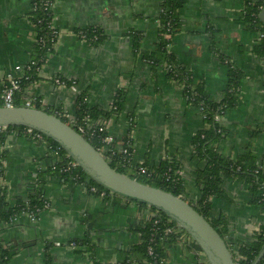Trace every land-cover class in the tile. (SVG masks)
<instances>
[{
	"label": "crops",
	"instance_id": "1",
	"mask_svg": "<svg viewBox=\"0 0 264 264\" xmlns=\"http://www.w3.org/2000/svg\"><path fill=\"white\" fill-rule=\"evenodd\" d=\"M248 0H183L169 50L189 75L191 87L219 102L237 80L235 104L221 116L217 152L236 159L251 152L264 166V61L256 54V34L243 19ZM264 1V0H250ZM35 0H0V82L23 74L34 51L31 16ZM161 0H54L53 18L60 35L38 69V79L21 96L40 106H58L68 119L77 94L89 88L87 103L110 107L117 89L125 90L120 113L107 121L115 140H131L133 159L158 165L165 157L180 163L187 200L201 195L199 172L205 160L195 153L192 137L206 127L199 104L186 96L180 80L165 65L144 59L160 37ZM97 29V41L80 31ZM138 36L137 42L133 36ZM19 66V69L17 68ZM63 77L72 86L59 85ZM32 102V103H33ZM0 144V192L10 205L27 200L37 187L49 206L34 219L30 212L0 222V245L10 250L9 264H137V228L149 208L121 196L102 198L53 174L54 162L44 142L11 131ZM225 195L212 198L211 215L228 224V238L249 241L264 223L249 185L233 174L222 176ZM89 237L92 249L70 246ZM161 264H207L185 235L166 248Z\"/></svg>",
	"mask_w": 264,
	"mask_h": 264
},
{
	"label": "trees",
	"instance_id": "2",
	"mask_svg": "<svg viewBox=\"0 0 264 264\" xmlns=\"http://www.w3.org/2000/svg\"><path fill=\"white\" fill-rule=\"evenodd\" d=\"M45 0H35L38 7L33 11L31 21L33 22L36 30V39L38 36H42L44 43L40 44L35 42L34 51L28 64L24 67L23 74L16 76L19 79V87L13 93V105L25 106L26 103L21 99V96L25 94L26 87L38 79V69L41 67L44 60L52 52L53 47L50 45V34L46 27V22L53 17V9H44L43 2ZM54 2V0H52ZM183 0H161L159 20L162 25L159 26L160 37L157 40L154 49L149 50L145 54L146 60L153 66L159 64L165 65L167 68V75L173 79L180 80L183 84L184 91L187 98L193 103H197L201 106L206 127L195 133L192 137V144L197 153L202 159L205 160V166L199 172V182L201 184V195L195 200H188L189 204L201 214L217 231V233L225 240L227 247L231 251V255L235 264H251L262 244L264 243V223L260 224L259 228L254 232L252 238L244 243H235L228 238V224L222 216H212L210 211L211 199L222 197L225 195L223 188L221 187V180L223 175L233 174L241 182L249 185L251 194V201L256 204H260L261 209L264 211V166H261L256 162L254 155L251 152H246L236 159L223 156L216 150V146L223 134V128L220 122L213 120V115L221 113L223 115L225 111L230 109L236 101V87L237 80L234 79V72H231L229 89L226 92L225 97L219 101L214 102L208 100L202 94H199L195 89L191 87L189 75H187L184 69L177 64L172 52L169 50L170 40L164 39L161 33L165 31V22L170 20L171 32L177 25V10L182 5ZM264 7V1H250L245 4L243 11V19L249 25V28L256 34V44L254 50L256 54L264 61V37H259V33L264 34V23L259 19V13ZM41 22H38V20ZM88 35L100 32L97 29H85ZM100 38V37H99ZM135 43L138 36H133ZM66 84L71 86L72 82L60 77ZM9 86L8 81L0 82V105H4L2 102V92ZM89 96V88L81 90L76 97V111L72 121L63 115L62 110L58 106L42 107L35 100L31 103V106L43 109L48 113L54 114L64 122L69 123L77 132H79V126L84 129V138L94 147L101 148L103 154L108 160L109 165L116 171L126 174L131 178L138 180L141 183L151 185L153 187L160 188L167 192H170L176 196L185 198L184 182L176 171L180 170L181 165L175 157H165L158 165L150 164L147 159L143 162H136L133 159L131 140L125 138L121 141L113 139L112 142L106 143L103 141L104 137L108 134L107 129L99 131L98 127L102 122L116 117L123 108L125 101V90L117 89L113 95L110 107L97 109L96 106H89L87 98ZM26 127L23 125H9L5 131L0 133V144L3 143L6 135L11 131H18L22 133ZM37 131L33 130V133ZM41 141L44 142L50 157L56 160V169H52L49 166V170L53 174L64 178L69 183L75 184L84 188L89 192V188L94 186L98 191H104L106 195L102 198H108L109 196H119L99 183L93 180L87 173H85L79 166L70 172H59V167L62 164L67 163L72 158L52 139L41 135ZM50 146V148H48ZM122 148H126L129 154L123 153ZM140 167L144 168L141 171ZM77 175L76 177L74 175ZM92 193V192H90ZM6 188H1L0 192V222H7L13 219L17 214L23 212H31L34 217H37L39 213L46 208L44 201L46 200L44 194L37 187L33 188L29 193L27 200H20L15 205H10L6 197ZM98 195V193H92ZM127 201L136 203L139 208H149V215L144 219L141 226L137 228L139 231V242L136 245V250L142 255V258L138 260L137 264H159L161 263L166 254V248L168 245L174 244L180 235H185L190 240V243L196 250L200 251L197 244L192 238L181 228H179L175 221L169 218L163 211L156 209L152 206H148L145 203L138 202L126 198ZM166 228H172L175 232H166ZM77 245L84 246L85 250L92 249V241L89 237H85L83 240H74ZM148 247H151L153 254L148 253ZM10 250L7 247L0 245V264H9ZM205 260V257L203 256ZM206 263V260H205ZM258 264H264V255L260 259Z\"/></svg>",
	"mask_w": 264,
	"mask_h": 264
},
{
	"label": "water",
	"instance_id": "3",
	"mask_svg": "<svg viewBox=\"0 0 264 264\" xmlns=\"http://www.w3.org/2000/svg\"><path fill=\"white\" fill-rule=\"evenodd\" d=\"M264 23V7L259 13ZM23 125L55 141L93 180L109 191L163 211L197 244L207 264H235L225 240L180 196L139 182L113 169L106 157L69 123L31 105H0V126ZM264 255V243L251 264Z\"/></svg>",
	"mask_w": 264,
	"mask_h": 264
},
{
	"label": "built area",
	"instance_id": "4",
	"mask_svg": "<svg viewBox=\"0 0 264 264\" xmlns=\"http://www.w3.org/2000/svg\"><path fill=\"white\" fill-rule=\"evenodd\" d=\"M53 5H54V2L52 0H45L43 2L44 9L49 8V9L52 10L53 9ZM37 7H38L37 2H34V10H36ZM160 11H162V10L160 9ZM38 22H41V20L39 19ZM171 24L172 23L170 22V20H167L165 22V31L163 33H161V36L164 39L170 40L171 33H172L171 32ZM160 25H162V24L160 23ZM46 27H47V29L49 31V34H50V38H49L50 45H51V47H54L56 42H57V40H58L60 32H59V29L56 27V25L54 23V18L53 17H51L50 20H48L46 22ZM79 33L84 38L85 41H88V40L89 41H97L99 39V36L101 35L100 32L93 33L92 35H88L83 30L80 31ZM259 37H264V34L263 33H259ZM36 41H38L40 44L44 43V40H43L42 36H38ZM17 68L19 69V66H17ZM54 81L57 84H59V85L66 86L65 82L63 80H61L60 77H55ZM8 82H9V86L6 87L3 90L2 95H1L2 102H3L4 105L13 106V93L19 87V79L16 76L10 77ZM73 89H74V87H73ZM24 101H25L26 105H31V103L33 102V101H31L30 99H27V98ZM221 113H222V111L219 114L216 113V114L213 115V120L215 122H218V121L220 122V119H221V116H222ZM69 120L72 121L73 119H69ZM106 125H107V121L102 122L101 125H99L98 130L99 131L106 130L107 129ZM5 129H6V126H0V133L5 131ZM83 132H84L83 127L79 126V133L81 135H83ZM23 133L26 134V135H30L32 137H35L37 139H40V140L42 139V137H41L42 134H40L39 132H36V133L32 134L33 133V129H31L29 127H26L23 130ZM103 141L106 142V143H110V142L113 141V138L109 134H107L104 137ZM48 148H50V146H48ZM96 149L103 154V151H102L101 148H96ZM121 151L123 153L129 154L128 150L126 148H122ZM104 157H105V155H104ZM77 166L78 165L76 164V162L74 160H69L67 163L60 165V167L58 169H59V172H70V173H72L71 171L74 170ZM56 167H57L56 166V160L54 159V162L51 164V168L52 169H56ZM140 169H141V171H144V168L140 167ZM176 172L179 174L178 170ZM74 176L76 177L77 175L75 174ZM88 190H89V192H92V193H98V195L100 197H104L106 195V193L104 191H98L97 188L94 187V186H91ZM44 206L48 207L49 203L47 201H44ZM30 216L33 219L35 218L33 213H31V212H30ZM172 231L175 232V230L172 229V228H166V232H172ZM69 245L73 246V247H77L78 246L76 242H70ZM199 252H200V255L204 256L201 251H199ZM148 253L149 254H153V250H152L151 247H148ZM161 263L159 262V264H161Z\"/></svg>",
	"mask_w": 264,
	"mask_h": 264
},
{
	"label": "flooded vegetation",
	"instance_id": "5",
	"mask_svg": "<svg viewBox=\"0 0 264 264\" xmlns=\"http://www.w3.org/2000/svg\"><path fill=\"white\" fill-rule=\"evenodd\" d=\"M105 196H108V195H105Z\"/></svg>",
	"mask_w": 264,
	"mask_h": 264
}]
</instances>
